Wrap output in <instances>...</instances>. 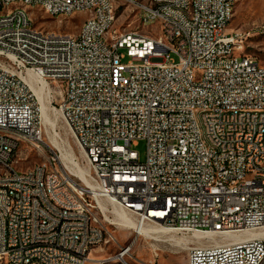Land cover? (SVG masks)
Segmentation results:
<instances>
[{
    "label": "built area",
    "instance_id": "obj_1",
    "mask_svg": "<svg viewBox=\"0 0 264 264\" xmlns=\"http://www.w3.org/2000/svg\"><path fill=\"white\" fill-rule=\"evenodd\" d=\"M27 1L70 20L99 6L100 21L79 39L42 41L25 15H1L0 0V264L122 263L138 236L92 256L112 240L108 225H120L116 208L142 225L200 234L187 264H264V64L245 51L250 33L229 30L237 0ZM119 11L138 26L119 30ZM30 76L87 158L88 183L59 165V150L18 167L23 144H46ZM248 167L257 179L245 180Z\"/></svg>",
    "mask_w": 264,
    "mask_h": 264
},
{
    "label": "rangeland",
    "instance_id": "obj_2",
    "mask_svg": "<svg viewBox=\"0 0 264 264\" xmlns=\"http://www.w3.org/2000/svg\"><path fill=\"white\" fill-rule=\"evenodd\" d=\"M29 11L35 28L52 33L77 34L81 23L86 18L85 15H78L76 17L73 16L72 20L69 18L61 21V18H52L36 6L35 8L34 6L31 7ZM127 13L118 12L117 26L119 30L138 26L134 15L129 16ZM146 29L149 30L151 28L146 27ZM234 29L250 33L246 41L245 51L255 57L261 64H264V0H237L233 18L229 24V30ZM172 57L175 61H178L177 56L172 55ZM50 107L52 108L51 126L48 129L51 131L47 130L46 132V144L42 147V150L33 145L23 144L15 154V159L19 160L18 167L24 170L36 164L44 163L48 157H51L54 152L59 150L58 162L64 170H66L64 159L67 156L74 166L80 168L88 176L90 164L87 158L78 146L60 109L51 104ZM41 120L43 123L42 116ZM134 149L139 152L141 161H144L147 154L146 141H139ZM129 216L135 220L133 216ZM108 228L112 234V240L104 246L102 251L100 249L93 251L92 256L107 257L110 254H115L118 251V246L131 244L135 237L138 236L132 246V257L130 258V255L127 256L129 264H187L188 248L191 245L203 242L196 239L185 241L181 238H186L188 234H177L174 232L161 236L153 234L149 237H144L136 234L135 229L121 224L108 225Z\"/></svg>",
    "mask_w": 264,
    "mask_h": 264
},
{
    "label": "bare ground",
    "instance_id": "obj_3",
    "mask_svg": "<svg viewBox=\"0 0 264 264\" xmlns=\"http://www.w3.org/2000/svg\"><path fill=\"white\" fill-rule=\"evenodd\" d=\"M14 6V7H11ZM34 4L31 1L27 0H8V4H3L1 8V15H10L18 16V14L25 15L27 22H33L31 13L29 9L33 7ZM36 7L42 9L46 14L50 15V8L47 5H36ZM118 7V0H109V8ZM153 8H163V1H153ZM188 13H195V6H188ZM78 15H85V19L81 23L80 30L77 34H63V33H52L45 32L34 28V35L42 38V41H59L63 34V40H71V39H79L80 36H83L86 32L87 26L92 24L93 22L100 21L99 14V6H91L90 8H77L76 12L72 14V17H76ZM61 21L64 19H69L70 15H60ZM7 33H14V26H7ZM238 33H245L241 30H238ZM6 34V24H0V36ZM227 57L228 59H235L237 57V41L229 42V49H227ZM256 59L255 57H253ZM31 84L30 87L38 99L39 109L43 119V124L45 126V131L47 132L49 126H51V110L49 104V97L47 92L44 89V85L41 81L37 79H33L30 76ZM219 129H226V122H219ZM196 130H203V123H196ZM51 131V130H50ZM60 147V145H59ZM63 158V157H62ZM69 157L65 156L64 167L71 176L79 178L84 182H89V179L84 174V172L74 166L68 159ZM258 178V169L257 167H248L245 168V180H252ZM235 185H243V178H235ZM114 215L117 217L119 224L125 227H131L135 229L136 234L142 235L144 237H149L150 235H165L171 234L173 231L165 228L161 225L154 224H140L135 220L131 219L127 212H124L118 208L114 209ZM201 237L197 232L193 234H188V236L183 237L181 239L185 241H189L192 239L198 240ZM130 255V252H122V263L114 262V261H105V263L100 264H129L127 260V256ZM35 264H53V262H44V261H36ZM56 264H64V262H57ZM67 264H76V263H67Z\"/></svg>",
    "mask_w": 264,
    "mask_h": 264
}]
</instances>
